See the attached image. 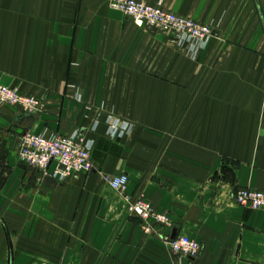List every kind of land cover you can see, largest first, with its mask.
<instances>
[{
  "label": "crops",
  "instance_id": "1",
  "mask_svg": "<svg viewBox=\"0 0 264 264\" xmlns=\"http://www.w3.org/2000/svg\"><path fill=\"white\" fill-rule=\"evenodd\" d=\"M163 7L213 26L197 60L108 0H0V78L43 104L35 115L0 104V264H174L128 214L136 196L202 246L195 264H264V209L233 200L264 191V0ZM110 117L134 128L112 140ZM24 131L80 132L93 172L60 183L25 168ZM121 175L124 191L108 181Z\"/></svg>",
  "mask_w": 264,
  "mask_h": 264
},
{
  "label": "built area",
  "instance_id": "2",
  "mask_svg": "<svg viewBox=\"0 0 264 264\" xmlns=\"http://www.w3.org/2000/svg\"><path fill=\"white\" fill-rule=\"evenodd\" d=\"M108 4L112 10L121 12L127 20L139 27H153L173 33L178 44L186 49L187 56L193 60L198 59L215 36L212 25L201 24L166 10L163 0H158L157 3H151L150 0H108ZM0 104L14 106L21 113L28 115L41 112L43 107L40 100L8 87L1 79ZM107 124V135L112 140L123 138L133 129V125L113 117L107 120ZM97 127L98 123L94 131ZM18 143L20 164L38 171L42 178L50 177L63 183L79 174L91 173L94 170L95 143L80 132L70 135H46L24 131L21 132ZM108 181L113 189L122 191L126 188L129 178L127 175H121ZM233 200L244 208L264 209V191L239 188L234 192ZM130 211L133 216L146 222L150 221L161 229L159 234L164 237L170 251L175 255L174 264H195L202 252V246L182 235L173 239L170 234L173 221L167 214L156 212L152 204L144 199L133 204ZM164 228L167 231H164Z\"/></svg>",
  "mask_w": 264,
  "mask_h": 264
},
{
  "label": "rangeland",
  "instance_id": "3",
  "mask_svg": "<svg viewBox=\"0 0 264 264\" xmlns=\"http://www.w3.org/2000/svg\"><path fill=\"white\" fill-rule=\"evenodd\" d=\"M152 3V2H151ZM169 11V10H168ZM195 21V20H194ZM200 56V55H199ZM199 58V57H198ZM191 59V58H190ZM193 60V59H192ZM197 60V59H196ZM1 79V78H0ZM2 80V79H1ZM3 81V80H2ZM4 82V81H3ZM9 87V86H8ZM11 88V87H10ZM13 89H15V88H13ZM23 94V93H22ZM25 95V94H24ZM27 96V95H26ZM32 97V96H31ZM132 125V124H131ZM133 128H134V126H133ZM124 190H125V188H124ZM124 190H122V191H124ZM143 198H141L140 196H136V197H130V198H128V200H127V204H128V214H131L132 212L130 211V208H131V206L133 205V204H135V203H137V202H139V200H142ZM145 200V199H144ZM140 219V218H139ZM142 221H144L143 219H141ZM144 223L146 224V232L147 233H149V234H153V233H159V231H161V229L157 226V225H155L154 223H152V222H146V221H144ZM172 224H173V226H174V222H172ZM172 226V227H173ZM172 227L170 228V232H171V230H172ZM164 231H167V230H165V228H164ZM171 234V233H170ZM183 236V235H182ZM177 237V236H176ZM186 237V236H185ZM188 238V237H187ZM164 243H166L167 244V242L164 240ZM168 245V244H167ZM169 247V246H168Z\"/></svg>",
  "mask_w": 264,
  "mask_h": 264
},
{
  "label": "water",
  "instance_id": "4",
  "mask_svg": "<svg viewBox=\"0 0 264 264\" xmlns=\"http://www.w3.org/2000/svg\"><path fill=\"white\" fill-rule=\"evenodd\" d=\"M176 235H177V232L176 231H174V233H173V239H175L176 238Z\"/></svg>",
  "mask_w": 264,
  "mask_h": 264
}]
</instances>
